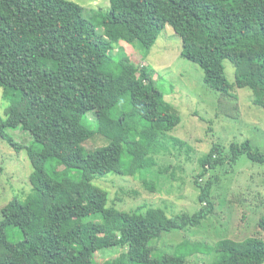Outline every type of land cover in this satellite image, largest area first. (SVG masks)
<instances>
[{"label":"trees","instance_id":"1","mask_svg":"<svg viewBox=\"0 0 264 264\" xmlns=\"http://www.w3.org/2000/svg\"><path fill=\"white\" fill-rule=\"evenodd\" d=\"M109 1L106 12L87 17L72 0H0V86L8 100L0 138L18 150L22 146L8 130L31 133L33 185L24 200L13 197L2 209L0 264H188L198 253H214L213 264H263L264 239L258 234L264 232V213L258 231L244 239L207 244L182 238L172 252L159 244L167 232L204 223L219 179H206L212 169L242 154L264 164V152L249 140L227 152L216 143L201 157L194 177L200 208L193 213L169 215L152 205L120 210L93 179L163 173L156 154L169 131L162 120L170 115L162 113L178 118L179 112L145 60L167 25L181 37L182 54L204 69L209 88L236 101L235 88H248L253 103L264 107V0ZM105 17L112 30L128 33L130 39L124 38L140 62L123 45L117 48L106 28L100 32ZM226 60L235 66V82L228 79ZM52 76L70 91L60 90ZM69 105L83 110L78 120L65 115ZM97 134L107 143L86 149ZM14 229L20 239L12 236ZM113 247L120 253L96 259L98 251Z\"/></svg>","mask_w":264,"mask_h":264},{"label":"rangeland","instance_id":"2","mask_svg":"<svg viewBox=\"0 0 264 264\" xmlns=\"http://www.w3.org/2000/svg\"><path fill=\"white\" fill-rule=\"evenodd\" d=\"M72 1L85 8L87 17H91L94 10L106 12L110 7L109 0ZM103 21L100 32L106 28V33L114 39L116 47L123 45L133 53V60L140 62V54L125 39L128 33L112 30L109 18L105 17ZM182 50L181 37L167 25L145 60L155 70L157 85L164 90L167 101L179 112L178 118L170 117L174 115L167 112L162 113V116L170 115L162 120L169 131L156 154L158 167L163 173L145 179L137 174L126 176L109 173L97 175L93 179L95 185L108 191L109 205L120 210L131 211L140 206L147 208L152 205L164 208L169 215L193 213L200 208L199 190L194 177L201 170V157L212 145L223 144L227 152L232 144L249 140L255 150L264 152V107L253 103L251 90L236 87L235 92L239 96L237 101L233 97H223L205 84L204 69L185 57ZM225 69L229 81L235 82L234 64L226 60ZM2 74L3 65L0 62V76ZM52 81L60 90L70 91L57 76H52ZM7 106L8 100L0 86L2 117H6ZM70 106H65V115L78 120L83 110ZM88 117L93 119L92 114H88ZM8 131L22 147L17 150L0 138V220L3 207L13 197L24 200L33 192L30 180L32 162L27 152L32 135L21 127ZM175 139L183 141V144L174 142ZM92 143L100 146L107 141L97 134L84 145L85 148L90 150ZM118 150L113 152L115 158ZM218 175L211 198L207 200V204L211 203L212 211L204 223L192 229H175L163 234L159 244L165 251H174L182 238L215 244L224 238L244 239L258 231L257 223L264 213V164L242 154L236 161L228 158L217 169H212L206 179ZM242 214L246 216L243 224L240 223ZM13 232L14 239L22 237L19 230L14 229ZM261 233L258 235L264 239V232ZM116 249L98 251L96 259L103 261L117 255L120 251ZM196 256L188 264H213L216 260L214 253H198ZM178 263L181 264L180 261Z\"/></svg>","mask_w":264,"mask_h":264}]
</instances>
